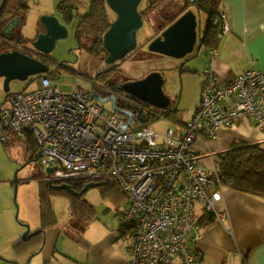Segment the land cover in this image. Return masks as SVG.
Returning a JSON list of instances; mask_svg holds the SVG:
<instances>
[{
  "label": "built area",
  "instance_id": "built-area-1",
  "mask_svg": "<svg viewBox=\"0 0 264 264\" xmlns=\"http://www.w3.org/2000/svg\"><path fill=\"white\" fill-rule=\"evenodd\" d=\"M214 23L224 32L229 29L225 14ZM209 53L216 55L215 49ZM206 72L194 117L180 133L170 128L164 134L145 115V126L125 128V113L106 110L81 88L60 91L50 76H42L35 90L16 92L11 105L1 108L0 144L32 135L43 153L45 179L53 184L113 179L127 195L122 224L131 231L129 264H200V212L221 221L226 214L217 209L224 190L217 155L204 154L198 142L208 143L220 129L245 119L264 131V73L250 69L220 84L213 65ZM228 97L233 107L225 104ZM208 157L215 161L209 163L212 168Z\"/></svg>",
  "mask_w": 264,
  "mask_h": 264
},
{
  "label": "rangeland",
  "instance_id": "rangeland-1",
  "mask_svg": "<svg viewBox=\"0 0 264 264\" xmlns=\"http://www.w3.org/2000/svg\"><path fill=\"white\" fill-rule=\"evenodd\" d=\"M39 3L31 4V9L26 18V23L21 26L22 33L16 32L17 36L24 38L26 45L32 46L33 28L40 23V17L44 14H59V0H38ZM169 1L165 0L164 2ZM163 3L152 4V0H143L139 9L144 11V25L138 32L139 48L131 53V57H143L139 61L149 59L146 56L157 55L149 51L148 43H145L147 37L155 34L156 28L163 23L159 13L163 10ZM186 4L187 0H180ZM195 10L198 18L199 33L203 32L206 25L207 15L205 12ZM112 11V10H111ZM113 12V11H112ZM75 21L69 23V37L58 40L56 48L49 53L51 56L50 71L54 84L63 92H72L75 87H80L86 92H92L94 88L104 90L98 85H94V79L97 74L111 64L101 60L89 49L91 39H87L81 47L79 40L76 38ZM22 34V35H20ZM206 46L201 48L197 45L188 60L173 59L182 63L181 68H169L164 70V91L171 98V107L178 106L183 118H189L194 107L200 99L199 83L201 81V72L204 71V55ZM145 55V57H144ZM169 58L167 56H163ZM190 70H198L191 71ZM119 71L109 81V86L117 88L118 84L124 82L128 77ZM137 80V79H133ZM128 81V80H127ZM38 84L37 79L33 76L26 81L13 80L10 84V91H5L4 79L0 77V107L8 102L9 94L15 93L26 87L32 90ZM102 85V83H100ZM202 93V91H201ZM106 108L112 107V102L103 103ZM7 105H4L5 107ZM137 120L132 122L136 125ZM155 130L160 133L174 122L167 118H159L153 123ZM175 126V125H174ZM164 132V131H163ZM15 143V144H13ZM9 145L0 144V264H46L44 254H51L54 259L47 264H78L75 260L84 258L87 255L80 249L81 235L89 237L98 234L101 230L119 229L122 218L120 211L126 207L125 199L117 198L115 187L105 193L104 186L94 187L87 191L83 196L91 205L95 207V213L92 220L88 223L87 219L81 217L82 214L70 213V199L65 194L47 195L49 202L43 203L41 200V182L39 176H43L45 171L40 159L24 155L26 152V141L17 140ZM205 150V149H204ZM213 158H207V166L212 168ZM114 180L110 181L113 184ZM111 187V186H107ZM46 200V201H48ZM43 207L50 213L49 221L55 222L49 225H43L41 214ZM52 213V214H51ZM29 223L31 226V236L24 238L26 227L23 223ZM48 231L42 235L39 231L41 228ZM48 227V228H47ZM57 230L54 238L52 229ZM87 229V230H86ZM51 231V232H50ZM78 231V232H77ZM87 231V232H86ZM70 234H73L70 235ZM131 231L127 230L126 234L120 237V242L126 245L131 244ZM77 238V239H75ZM53 240V241H52ZM42 249L44 250L42 252Z\"/></svg>",
  "mask_w": 264,
  "mask_h": 264
},
{
  "label": "crops",
  "instance_id": "crops-1",
  "mask_svg": "<svg viewBox=\"0 0 264 264\" xmlns=\"http://www.w3.org/2000/svg\"><path fill=\"white\" fill-rule=\"evenodd\" d=\"M167 2L168 1L164 2V4ZM38 3L39 1L36 2V4ZM222 11L229 22V29L225 32L221 31L218 39L212 42V44H204L206 46L204 50V71L201 72V76H199L201 79L199 83L200 99L187 119L183 118L182 113L180 114L178 106L168 109L171 111L178 109L177 112L173 113L172 118L165 117L163 114L159 115L157 118H152V120L149 122L152 126V123L155 120L162 117L174 122L175 126H169L166 130H163L164 132H160L162 134L166 133L170 128H173L176 133H180L182 125L194 117L196 110L201 104V91L203 90V86L205 85L207 79L206 70L209 68V66L213 65L216 80L220 84H225L228 81H232L250 69H257L264 73V0H223ZM59 14L60 15L54 13V15H57L62 22L69 25L60 11ZM21 28V26H17L14 32L19 33ZM42 30L43 25L39 23L37 27L33 28L34 36H32V39H34L36 35ZM20 32L22 33V30ZM197 45L195 47H197ZM211 49H215L216 51V55L213 57H211L209 53V50ZM163 56L165 55L153 54L149 56L150 58L147 57L149 59L142 61L139 60L143 57L130 56L118 66L119 72L127 74L126 76L133 80L141 79L153 71H160L162 73V71L169 68H181L183 66L182 63H178L177 61L170 59L173 57L166 58ZM191 71L198 70H190V72ZM49 73L51 74L53 72L50 71ZM50 76L52 78V74ZM34 78L37 79L38 84L32 90H35L40 83L39 78ZM27 88L28 87L21 90H27ZM77 88L80 87H75V89ZM15 93L9 94L8 102L3 104L0 107V110L4 105H11V98ZM101 104L108 111L125 113L128 117V121L130 119L129 114H134L135 117L132 122L136 119L138 120L139 115L142 114V111L137 105L138 102L135 101H133V103L131 102L130 104H127L128 108L123 110H121L119 107L118 110H115L113 108V102L110 109L106 108L103 102ZM225 104L229 107H233L234 99L232 97H228L225 101ZM149 107L151 109L154 108L152 106ZM133 110L134 112H132ZM140 121H137L134 127L132 126L131 122L129 127L139 128L144 123H146L145 118H143L142 115ZM141 123L142 125L139 126ZM16 141L17 140H15V142ZM13 142L14 141H12L10 144L12 145ZM235 143H258L264 146V131L253 122L245 119L239 121L231 128L220 129L216 139H213L208 143L199 141L198 145L199 149H201V151L208 156L211 152H214L217 155L215 159L217 164L221 161L220 153L228 151L233 147V145H235ZM31 151H33L32 148ZM31 151L27 149L26 145V152L24 155H27V159L35 154L31 153ZM215 161L213 160V162ZM45 176L46 173H44L42 177L39 176V179L44 180ZM42 180H40V182H42ZM113 184L120 188V186L115 181ZM217 209L219 212L226 214L225 221H221L212 213H204V210H202V208L200 209L199 207V211L202 210L200 212L202 220H206L203 230V238L197 246V249L202 254L200 264H264V197L241 192L233 188H224L223 200L217 205ZM120 213L122 218L123 211H120ZM80 216L83 217L82 215ZM89 222L90 221H88V223ZM43 225H45L44 222ZM44 228L45 227H43V230L41 228L39 229L42 235L45 232ZM52 230L53 232H50L55 238L57 235V230L56 228ZM80 233L81 232H78V235L75 237H80L79 248L82 249V251L87 256L80 258L79 260H75L76 263L129 264L131 258L130 246L120 242L119 240L122 235L126 234V229L122 228L120 230L119 226V229L117 230H101L97 235H92L89 233V237H86L85 235L83 236ZM45 234L46 237H48L47 230ZM70 235L73 236V234ZM131 240L132 239H130V241ZM43 251L44 250L42 249V252ZM54 257L55 256L49 253L44 254L46 264L51 262Z\"/></svg>",
  "mask_w": 264,
  "mask_h": 264
},
{
  "label": "trees",
  "instance_id": "trees-1",
  "mask_svg": "<svg viewBox=\"0 0 264 264\" xmlns=\"http://www.w3.org/2000/svg\"><path fill=\"white\" fill-rule=\"evenodd\" d=\"M37 1L38 0L6 1L0 14V53L13 49H21V51L24 53L43 60L49 64V61L51 60L50 55L43 54L35 50L33 46L26 45L24 38H21V36L18 37L16 32L11 35L4 33V28L6 25L16 17H19L20 19L19 26L24 25L31 9V4L33 2L36 4ZM164 1L165 0H152V4L157 5L158 3H163ZM2 2L3 0H0V6ZM222 5L223 0H187L185 5L182 4L180 0H169L164 5L165 8L161 10V13H159V17L163 23L160 25V27L156 28L155 34L153 36L147 37L145 43H149L151 40L161 35L160 33H162L165 28L177 20L186 10L195 6L196 9L205 12L207 15L206 25L201 34L203 45L212 44V42L218 39L220 32L222 31L221 26L217 23H214L216 19L221 18L224 14L222 11ZM58 10L63 14L67 23H72L74 20H76L75 33L81 47L85 46L84 42H86L87 39H91V44L89 45L90 51H92L94 55L101 57L102 61L106 62L109 52L104 46L103 38L105 33L110 29L112 21L116 17L108 7L106 0H59ZM141 12L143 15L144 11ZM85 47L87 48V46ZM40 55H42L43 58H41ZM130 56L131 54H129L126 58L117 61L116 63H112L108 68L99 72L94 79V84H99V88L102 87L105 90L107 88L105 85L108 86L109 81L114 76L115 72L119 71L118 66ZM49 74L48 76H50L52 73L50 75ZM127 80H129V78H127L125 81ZM100 83H102V85ZM120 84H118V86ZM118 86L117 88H113V91L117 90ZM95 91L103 90L96 89L95 87L94 90L90 92L91 96L94 95ZM122 94L127 95L124 92H122ZM135 102H139L145 106V104H143L141 101L136 100ZM117 104L121 110L128 108L127 102L123 99H121V101H119ZM148 111L149 113H142L141 115H145V118L148 120V122H150L152 118H157L161 114L165 115V117L172 118L173 113L177 112L178 109L171 111L168 109H151L149 107ZM132 112H134V110ZM141 115H139L138 120L136 119L137 121L141 120ZM146 124L147 122L143 125L141 123L139 126L142 125L141 127H143ZM24 140L26 141L27 149L29 151H31V145H37V141L32 135H27ZM34 157L35 155H32V158ZM36 158H38L37 155ZM220 159L221 161L216 164V168L220 175V182L223 184L224 188H233L241 192L264 197V146L258 143H235L231 149L224 153H220ZM87 183V181L83 180H78V182H70V184L73 185L72 188L75 191H81ZM104 187H106L104 192H108V194H111L109 191L116 187L118 189V191L115 193L116 197L125 199V202L127 201L126 193L117 187V185L110 184L109 182ZM41 189H43L41 193V200L43 203L49 202L47 195L58 193L65 194L70 199V213L72 217L73 214L75 215L80 213L82 214L83 218L87 219V221L92 220L95 213V207L87 200H84L83 196L78 197L77 195L66 190H52L45 180H42L41 182ZM41 216L45 225L52 223L48 219L50 217V213L48 214L44 207ZM202 222L203 225L206 224V220H202ZM121 227L125 229L123 224L120 225V230L122 229Z\"/></svg>",
  "mask_w": 264,
  "mask_h": 264
},
{
  "label": "water",
  "instance_id": "water-1",
  "mask_svg": "<svg viewBox=\"0 0 264 264\" xmlns=\"http://www.w3.org/2000/svg\"><path fill=\"white\" fill-rule=\"evenodd\" d=\"M7 0H3L0 6V14ZM143 0H106L108 7L115 14L110 29L105 33L104 46L109 52L107 63H116L126 58L135 51L138 46V32L144 25V18L139 7ZM43 30L32 40L35 50L43 53H51L57 46L60 39L69 37L70 29L67 24L54 14H44L40 17ZM19 17L11 20L4 28L5 34H13L15 28L19 26ZM198 18L192 8L186 10L177 20L164 29L161 35L148 43L149 51L176 59H185L193 53L198 43L199 48L203 45L201 33L198 30ZM200 40V42H199ZM50 64L43 60L30 56L21 49H13L0 53V77L4 79L5 91L10 90L13 80L26 81L30 77L40 78L48 75ZM165 78L160 71H154L145 77L137 80H128L118 88L132 98L138 99L158 110L171 109V98L164 91ZM98 102L112 101L113 108L118 110L117 96L114 98L100 99L92 96ZM130 119L125 128H129L134 114H129ZM146 121V119H145ZM43 155L39 151V159ZM36 158L35 160H37ZM52 169L47 168V174ZM53 190H66L79 197L85 195L87 191L94 187L105 186L108 181L89 182L81 191H75L70 183L53 184L49 182ZM26 227L24 238L31 236L30 224L23 223Z\"/></svg>",
  "mask_w": 264,
  "mask_h": 264
},
{
  "label": "flooded vegetation",
  "instance_id": "flooded-vegetation-1",
  "mask_svg": "<svg viewBox=\"0 0 264 264\" xmlns=\"http://www.w3.org/2000/svg\"><path fill=\"white\" fill-rule=\"evenodd\" d=\"M193 8H195V6H193ZM160 34H162V33H160ZM41 56V58H43V56L42 55H40ZM189 58H186V60H188ZM154 72V71H153ZM162 73L164 74V72L162 71ZM149 74V73H148ZM145 77V76H144ZM143 78V77H142ZM129 80H131V79H129ZM124 82H127V81H124ZM124 82H122V83H124ZM121 83V84H122ZM120 84V83H119ZM120 84V85H121ZM107 88L105 89V90H103V91H95L94 92V96H96V97H98V98H100V99H107V98H114V97H116L117 96V99H118V102L119 101H121V99H123L124 101H126L127 102V104H130V102L131 101H136V99L135 98H132V97H129L128 95H125V94H122V91L118 88L117 90H115V91H113L114 89H113V87H110L109 85L107 86V85H105ZM103 103H106V102H104V101H102ZM144 104V103H143ZM145 107H147V109L149 108V106L148 105H146L145 104ZM172 109V108H171ZM31 147H32V150L34 151H31L32 153H35L36 155H37V157H39L38 155H39V150H38V145H31ZM34 154V155H35ZM45 178V177H44ZM45 180V182L47 183V184H50L48 181H46V179H44ZM72 185V184H71ZM73 186V185H72Z\"/></svg>",
  "mask_w": 264,
  "mask_h": 264
}]
</instances>
